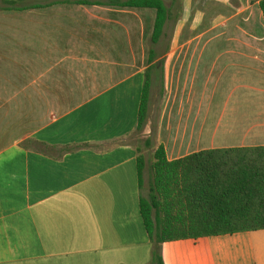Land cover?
<instances>
[{
  "label": "crops",
  "instance_id": "0c3cea01",
  "mask_svg": "<svg viewBox=\"0 0 264 264\" xmlns=\"http://www.w3.org/2000/svg\"><path fill=\"white\" fill-rule=\"evenodd\" d=\"M187 1L189 18L210 20L199 37L220 29L222 42L157 44L163 52L152 63L154 10L0 11V264H149L140 200L151 192L155 151L162 146L173 162L264 147L258 1L205 0L203 10L193 6L203 0ZM147 73L142 149L132 138ZM29 141L92 148L60 154L25 148ZM246 236L166 242L159 252L164 264H214L216 250Z\"/></svg>",
  "mask_w": 264,
  "mask_h": 264
},
{
  "label": "trees",
  "instance_id": "16d2710c",
  "mask_svg": "<svg viewBox=\"0 0 264 264\" xmlns=\"http://www.w3.org/2000/svg\"><path fill=\"white\" fill-rule=\"evenodd\" d=\"M45 0H0V11L22 12L53 4L101 5L151 9L156 13L148 50V63L156 58L153 47L160 43L172 20L174 1L109 0L106 2ZM264 22V0H257ZM177 16V15H176ZM151 81L145 75L138 111L137 133L147 120ZM25 148L58 150L60 154L92 148L89 144L50 147L27 142ZM151 192L140 200V212L149 239L154 244L149 264H164L159 244L181 240L264 231V147L215 149L168 162L160 146L153 154ZM140 175L144 159H137Z\"/></svg>",
  "mask_w": 264,
  "mask_h": 264
},
{
  "label": "rangeland",
  "instance_id": "374dc122",
  "mask_svg": "<svg viewBox=\"0 0 264 264\" xmlns=\"http://www.w3.org/2000/svg\"><path fill=\"white\" fill-rule=\"evenodd\" d=\"M167 6H171L172 0H163ZM197 0H195L196 3ZM198 3V2H197ZM205 0L199 4H194V8L203 10L205 7ZM174 10L172 20L168 23L164 36L160 43L162 46L177 43L186 42H222L220 35V29L207 31L203 38H200V34L208 28H210V20H202L201 16L196 19L189 18V1L187 0H176L174 2ZM210 6V3L206 7ZM177 15V16H176ZM214 24H219L221 20L212 21ZM219 37V38H218ZM150 48V41L148 43ZM157 54L158 58L162 55V48L158 47ZM156 91L160 95V86H157ZM160 97L158 104H160ZM142 149H144L143 140H141V134L137 133L132 138ZM133 141V142H134ZM248 236L241 238V241L234 240L231 244H228L221 249L216 250L218 256V262L214 264H264V231L247 232ZM251 235V236H250Z\"/></svg>",
  "mask_w": 264,
  "mask_h": 264
}]
</instances>
